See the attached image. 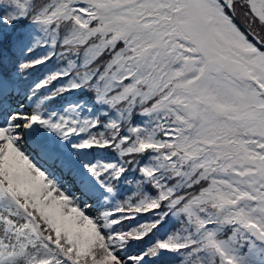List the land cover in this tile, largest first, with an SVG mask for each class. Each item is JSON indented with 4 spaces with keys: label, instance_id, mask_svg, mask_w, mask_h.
<instances>
[{
    "label": "snow or ice",
    "instance_id": "obj_1",
    "mask_svg": "<svg viewBox=\"0 0 264 264\" xmlns=\"http://www.w3.org/2000/svg\"><path fill=\"white\" fill-rule=\"evenodd\" d=\"M0 264H264V0H0Z\"/></svg>",
    "mask_w": 264,
    "mask_h": 264
},
{
    "label": "trees",
    "instance_id": "obj_2",
    "mask_svg": "<svg viewBox=\"0 0 264 264\" xmlns=\"http://www.w3.org/2000/svg\"><path fill=\"white\" fill-rule=\"evenodd\" d=\"M244 9H241L239 6L237 7V22L240 23L242 21V13H243ZM37 75H39V73H37Z\"/></svg>",
    "mask_w": 264,
    "mask_h": 264
},
{
    "label": "water",
    "instance_id": "obj_3",
    "mask_svg": "<svg viewBox=\"0 0 264 264\" xmlns=\"http://www.w3.org/2000/svg\"><path fill=\"white\" fill-rule=\"evenodd\" d=\"M243 26V25H242Z\"/></svg>",
    "mask_w": 264,
    "mask_h": 264
}]
</instances>
